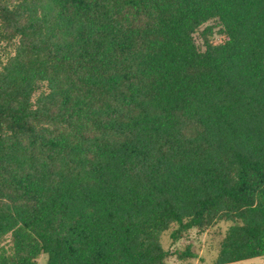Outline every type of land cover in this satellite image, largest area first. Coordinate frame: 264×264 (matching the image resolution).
Instances as JSON below:
<instances>
[{"label": "trees", "instance_id": "16d2710c", "mask_svg": "<svg viewBox=\"0 0 264 264\" xmlns=\"http://www.w3.org/2000/svg\"><path fill=\"white\" fill-rule=\"evenodd\" d=\"M219 222L213 264L264 255V0H0V264Z\"/></svg>", "mask_w": 264, "mask_h": 264}, {"label": "rangeland", "instance_id": "374dc122", "mask_svg": "<svg viewBox=\"0 0 264 264\" xmlns=\"http://www.w3.org/2000/svg\"><path fill=\"white\" fill-rule=\"evenodd\" d=\"M227 225L226 222H219L203 231L192 228L176 241L171 236L172 230H168L162 239L164 246L172 251L168 257L169 262L171 264H213L212 261L218 254L219 244ZM187 249H190L195 256L180 259L178 252L187 251ZM46 257L47 255L42 253L39 263L45 264ZM226 264H264V255Z\"/></svg>", "mask_w": 264, "mask_h": 264}]
</instances>
